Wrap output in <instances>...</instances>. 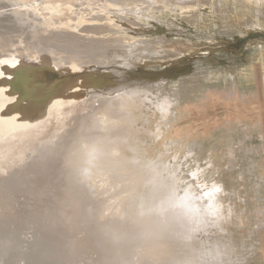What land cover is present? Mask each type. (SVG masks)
Returning <instances> with one entry per match:
<instances>
[{"label":"rangeland","instance_id":"1","mask_svg":"<svg viewBox=\"0 0 264 264\" xmlns=\"http://www.w3.org/2000/svg\"><path fill=\"white\" fill-rule=\"evenodd\" d=\"M37 2L50 4L51 15L37 19L44 15L42 9L31 12L23 18L28 27L14 28L20 39L9 27L8 32L14 35L11 41L15 45L18 40L27 42L24 55L37 56L36 51H45L56 61L58 54L46 44H52L55 50L65 48L64 61H55L60 66L56 71L30 72L24 68L20 91L11 94L9 89L8 99L15 97L21 106L29 87L26 81L34 77L43 83L54 80L57 88L68 86L64 93L67 97L58 96L62 100L49 102L44 111L48 118L31 124L26 121L20 126L22 131L13 129L7 136L9 146L4 151L25 159L14 169L24 171L21 167L25 166L29 172L24 174L26 179L11 182L13 177L7 175L8 182H2L3 174L13 170L7 165L11 163L0 161V170H5L0 173V202L9 201L10 205L8 216L0 207V223L10 228L4 229L6 234L15 236L19 245L30 247L32 253L40 249L47 242L45 235L52 234L55 226H45L42 220H37L40 227L36 226L30 212L42 213L46 205L54 214L43 216L56 218L54 222L63 227L57 241L59 249L52 245L40 252L33 264L40 257L60 259V254L64 264H264V0ZM5 15L0 19H6ZM45 22L55 25L48 32L52 40L44 39L48 28ZM62 24L70 29L61 30L58 26ZM85 29L97 34L96 38L76 37ZM34 31L37 36L30 39ZM13 51L2 49L0 57ZM25 57L35 61L32 56ZM19 58L0 60V68L8 73L21 65ZM124 91L137 95L132 106L115 105ZM66 100L73 103H62ZM67 107L80 114L74 124L69 113L68 119L64 117ZM40 109V115H44ZM130 109L135 112L130 129L136 134L132 135L134 142L119 138L127 144L126 150L121 147V153L101 147L110 163L100 162L103 169L96 166L95 176H89L91 181L85 175L76 178L85 184L86 199L82 193L71 191L74 181L67 177L71 170L66 167L72 165L73 157L81 155L75 165L76 175H89L95 166L87 167L93 144L81 140L75 145V135L83 137L79 131L82 120L88 118L92 126L87 135L97 132L100 141L102 127L112 114L125 116ZM99 117L106 120L98 123ZM111 124L121 126V122ZM31 129H35L33 133ZM38 150L41 152L36 153ZM121 154L126 155L123 161H115ZM37 155L39 161L34 163ZM134 169L138 172L131 175L140 178L132 189L126 185L130 180L115 182L108 177ZM28 183L33 184L29 199L21 196ZM52 185L60 189L58 196L45 194ZM173 186L178 199L187 196L195 205L196 220L177 216L178 220L164 223L161 214L151 212L166 200L167 208H180V203L175 205V191L170 190ZM39 192L45 204L38 201ZM131 196L134 201L127 204ZM155 198L161 200L158 206ZM213 206L218 210L211 213ZM165 224L169 225L166 231L170 230V242L160 232ZM154 233L158 238L154 239ZM33 239L39 242L34 244ZM1 248L4 244L0 242ZM26 250L13 249L11 254L31 264L32 259L28 260L32 254ZM3 259L0 264H7Z\"/></svg>","mask_w":264,"mask_h":264},{"label":"bare ground","instance_id":"2","mask_svg":"<svg viewBox=\"0 0 264 264\" xmlns=\"http://www.w3.org/2000/svg\"><path fill=\"white\" fill-rule=\"evenodd\" d=\"M0 2L3 3L2 5H0V17L3 16L4 14H6L5 16L7 17L6 19H0V55L2 54V49H4V51H10V50L13 51L16 48H17V50L18 49L19 50L22 49L20 52L18 50V52H16V53H15V51L9 52V54L3 56L4 58L3 57H0V60H2V59H4V60L5 59L10 60V58H12V57L15 58V57L19 56L20 57L19 58L20 59L19 61H21V63L22 62L26 63V61L29 58L27 59L25 56H32L31 58H33L36 62H40V63H43L41 61H45V63H51V64H54V65L55 64L58 65L56 63L58 60H59L58 61L59 63H63L64 56H65L64 51H66L65 48H63L62 50L61 49L60 50L59 49L55 50V49H53V48H56L55 46H52V44L50 46L49 43L46 44V45H48L47 48L49 47L52 52H56L58 54V60L57 61L56 60H53L51 57H48L47 54L45 53V51H43V52H37L36 51L35 54L37 56H34V53H29L28 55H24L25 49H23V45L26 44L27 42H25V41L22 42V41H19L18 40V45L13 44V42L11 41V39H12V37L14 35L13 34H10V32H8L10 26L12 28V30H11L12 33L14 31H15V33L17 32L15 30L16 28H19V27H28L23 22L26 19H23V18H25V16H27V15H30L31 12H33V13L36 12L37 13L38 10L42 9L44 15L42 17L40 16V18L38 17L37 19H46L47 16L51 15V11L49 9L50 8V6H49L50 4H48V6H47V3L46 2H43L44 4H41V3L37 2V0H0ZM27 3H29V4H27ZM52 3H54V2H52ZM58 3L59 4H62L61 1H58L57 4ZM4 8H9V9L8 10H5V11H2ZM24 8H26V11H23ZM27 8L31 9L32 11L31 10H27ZM8 16L9 17L10 16H14V17L20 18V19H8L9 18ZM44 24L48 27V28H46L47 29V33L45 34L46 37L44 39H46L47 41L48 40H52V37L53 36L52 37H49L48 32H50V31L52 32V30L54 29V26L55 25L53 26V25H50L49 23L47 24L46 22ZM80 24H82V23H80ZM58 27L61 30H64V29L68 30V29H70V28H66L65 25H63V24L60 25V26H58ZM87 28L89 29V27H87ZM92 29H90V30H92ZM84 31H86V32H84ZM84 31L78 32L79 34L77 33L78 36H76V37H79V38H81V37H88L90 39L96 38L95 35H97V34L90 33L86 29ZM42 32H45V31H42ZM35 35H36V33L34 31L29 38L30 39H35L36 38ZM15 36H16V39H20L21 38L20 36L18 38V34L17 33L15 34ZM68 37H71V36H68ZM53 39L56 40L55 38H53ZM64 41H66V40H64ZM71 42L73 43V41H71ZM39 43L42 45V42L41 41H39ZM38 58H40V59L38 60ZM64 66H66V65H64ZM1 73L2 72H0V77L2 75ZM0 82L2 83V77L0 78ZM0 95L1 96L3 95L1 88H0ZM5 96H7V97H5ZM8 96H10V93L9 94L6 93V95H3L2 98H0V110L1 111L3 110L0 113L1 114L0 115V161H5L7 163H11V164H7V165H10L9 168L11 170H13L11 173L3 174V176H2V182H4V181L5 182H8L7 175H10V176L13 177V180L11 182H15L18 178H20V179H26L27 177L25 178L24 177V174L26 172L28 173L29 171H26L25 166H22L21 167V168L24 169V171L21 170V169H18V168L17 169H14V166H21L23 164V162L25 161V159L24 158H21V157L17 158V155L16 154L8 155L7 154V151H4V148L6 146H9V145L6 144V140H8L7 139L8 138L7 136L12 133L13 129H14V131L16 130L18 132L22 131V127H20V126H22V124H24V122L27 121L29 124H31V123H33V121H36V120L43 121V119H45L47 117V115H45L46 113L44 112V111H46L45 108H43V111H41L42 113L44 112V115H40V112L39 111L42 110L40 108H38L37 110H33V111H31L30 109H28L27 111L21 110L20 108L18 109L17 106L12 105V102H11L12 100L8 99ZM136 96L137 95H134L132 92H129V91L128 92H125L124 91L123 96H121V99L117 103H115V105L132 106L131 104L137 101ZM11 99H13V98H11ZM65 102H67V103H73L72 100H66V101H64L62 103L65 104ZM4 108H5V110H4ZM68 113L71 115V119H73L72 120V123L74 124L75 121L77 119H79L78 117L80 116V114L77 112V110L67 107V108L64 109V114H65L64 117H65V119H68V116H67ZM133 117H135V112L132 109L126 111L125 116L124 115H120V116H117L116 117L115 114H112V117L109 120H107L105 122L104 126L102 127V130H101L102 131V133H101L102 134V137H101V140L100 141H97L98 140V137L95 135L97 132H93L92 134L87 135L88 134L87 132H89V130H90V128L92 126L90 125V122H89L88 118L87 119L84 118L82 120V123H81L82 125H81V128H80L79 131H81L80 134L82 133L83 134V137L80 136L79 134L78 135H75V140H76L75 145H78V143L81 140H83V142L86 145L91 144V143L93 144L92 146L89 147V151H90L89 154L91 155L90 156L91 158L89 160V163L87 164V167H89V166H91L93 164L95 166L92 168V173L89 174V175L88 174H84V173L79 174V175H76L74 173L75 172V165L80 160V159L78 160V157L81 158V155H75L73 157L72 165L66 167V169L71 170V173L68 174L67 177H70V180L74 181L73 184L71 183V185H70V190L71 191H74L75 193L76 192L82 193V195L86 199V195L83 194V193H87L88 192L85 189V184L83 182H79L78 180H76V178L78 176H83V175L88 176V177L91 176V175L92 176L93 175L95 176V174H93V173H94V169H96V166H97V169L98 170L103 169V166L100 164V162L110 163V161L108 159H106L104 157V154L101 152V147L103 149H105L106 151H108V149L111 147L110 148L111 150H109L110 152L118 151V153H121L122 148H123V150H126L127 144L123 140L118 141L119 138L121 139V137H122V139L128 140L131 143L134 142V140H132V137H133L132 135L135 134V131H133V130L131 131L130 130L131 129V124H132L131 119ZM105 120H106L105 118L99 117L98 123L104 122ZM113 122H115L116 124L119 123V122H121V126L112 125L111 123H113ZM32 126H34L35 128L38 127V125H36V126L35 125H31V127ZM34 130L35 129H31L29 132L33 133ZM38 130H39V132H42L41 129H38ZM6 131L7 132L10 131V132H8L5 135ZM137 132H138V130L136 131V133ZM84 134H86V136ZM138 134H140V132ZM15 135L16 134H12L11 137L12 136H15ZM137 138H138V135H137ZM92 139H94V140H92ZM25 149L27 151H29V148L28 147H25ZM38 152H41V150H38L36 153H38ZM45 152H48V151H45ZM30 154L31 155L35 154V151L30 150ZM125 157H126V155H124V154L123 155L121 154L118 157L115 156V158H116L115 161L116 160L117 161H123V159ZM63 158L64 157H62L61 159L58 160L59 161V165H61L63 163ZM16 159H17V161H15ZM38 161H39V155H37V157L35 158L34 163H36ZM26 166L28 168L29 164H26ZM84 168H86V167H84ZM45 169L46 170H49L48 165H45ZM57 170H58V168H57ZM30 171H32V170H30ZM3 172H5V170H3V169L0 170V173H3ZM137 172L138 171H136L134 169V170H132L128 174H114V175H110V176L108 175V177L109 178L112 177L114 180H116L115 182L120 181L122 179L130 180V182L127 183L126 185H128L129 188L132 189L133 186H134V184L136 185V182L138 181V179L140 178V176H136L135 178H133L135 175H131V174H134V173L137 174ZM156 173H157V171H156ZM104 174H107V173H104ZM102 175H103V173H102ZM127 175H129V176H127ZM98 177H99V175H98ZM94 178L95 177H93V179ZM95 179H97V178H95ZM89 180L91 181L90 177H89ZM92 181H94V180H92ZM60 182H62V176L60 177L58 184H61ZM97 182L95 181L94 183H97ZM148 183H150V182H148ZM152 184H154V181L152 182ZM156 184H159L160 185L159 182H157ZM171 184H173V183H171ZM89 185H91L90 187L94 186V185H92L90 183L88 184V186ZM148 185H150V184H148ZM31 186H33V184H31ZM31 186L28 183L27 187L23 191H21L22 192L21 196H27V199H29L30 198L29 197V193L30 192H28V191L30 190ZM53 186L54 185L48 187L49 189H45V190H47V193H45L46 195L58 196V193H60V191H57V190H60V189L55 190ZM9 187L7 189H5V191H9ZM100 187L102 188V186H100ZM161 187H164L165 188V186H161ZM53 189L55 191H53ZM170 190L175 191V193H174L175 194V199H177V201L175 202V205H177V204L180 203V208H176L175 210H171L170 208H167L166 205H167L168 201L166 200L165 201V204L161 208H157L156 207V209L151 210V212H153V214L156 213V212L159 213V214H161L163 216L162 217V220H164V223L173 222V221L178 220V218H176L177 216L178 217H181V218H183L184 216H186L187 218H190V219L191 218H194L195 219V210H196V209H194L195 208L194 207L195 205L192 206L190 204V202H188V199L189 198L187 196H184L183 198L178 199V197L176 196V190H175V187L174 186H173V189H170ZM170 190L168 192H170ZM155 191H157V190H155ZM166 192H167V187H166ZM151 194H152V192H151ZM42 200L44 201V204H45L46 199L41 194V192H39V194H38V201L40 202ZM155 200H156V204L155 205L158 206L161 203V200H159L158 198L157 199L155 198ZM133 201H134V197L131 196L129 199L126 200V203L127 204H132ZM144 202H145V200H144ZM8 203H9V201H1L0 202L1 209L4 208L7 211L6 216H8V214H9L8 207L10 205ZM28 203L29 202H26V205H25L26 208H28L27 207ZM152 204H153V202H152ZM148 205H151V204L148 203ZM152 206H154V205H152ZM37 207H38V210H40L39 205H37ZM153 208L154 207H152V209ZM151 212H149V213H151ZM196 212H198V209H197ZM197 214H199V213H197ZM8 218H10V217H8ZM8 218H6V221L8 220ZM84 218H86V216ZM55 219L56 218H54L53 220L45 221L44 225L45 226H50V227L55 226V222H54ZM198 220H200V219L198 218ZM196 222H198V221H196ZM87 225H91V224L90 223H87ZM168 226H169L168 224H165V225L160 226V230H161L160 232L163 231V234L164 235H167V237H165V239H167L170 242V238H171L170 230H167L166 231V228H168ZM90 227H91L92 231L95 228L93 225L90 226ZM154 234H155L154 235V239L158 238V236H157L158 233H154ZM163 238H164V236H163ZM163 238H162V241H163V243H165L166 241H164ZM4 249L5 248H1L0 250H3V251H0V252H4ZM37 255L40 256V252H38ZM33 259L31 261L32 262L31 264H33ZM37 259H39V258H37Z\"/></svg>","mask_w":264,"mask_h":264},{"label":"water","instance_id":"3","mask_svg":"<svg viewBox=\"0 0 264 264\" xmlns=\"http://www.w3.org/2000/svg\"><path fill=\"white\" fill-rule=\"evenodd\" d=\"M27 61L29 62L30 60H27ZM27 61H26V63L22 62L21 65H19V64L15 65L16 67L12 68L11 71L8 70V73L5 69L0 68V72H1V70L6 71V72H3L4 74L2 73V75H3V76H1L2 77V83L0 82L1 83L0 88L2 89L3 95H6V93H8L9 89H11V91H10L11 94H15L14 91H20L18 89L20 86L19 84L21 82L25 81V77L23 75L24 72L22 71L24 68L30 69V72L31 71H33V72H37V71L38 72H40V71L48 72V71H56L60 67V66H57L56 64L54 65L51 63H45V61H41L43 63L36 62V61H31V62L27 63ZM20 70H21V72H19ZM10 78H12V79L14 78V80H11ZM29 79H30L29 83H28V81H26V83L29 86L28 87L29 89L27 88L26 95L24 94L25 92L23 93L25 95L24 98H22L24 103H22L21 106L18 103L16 104L17 101L15 100V97H13V99L11 101L12 105H15L17 107L20 106V108H23V106H26L32 110H37L38 108H46L49 105V102H52L54 104L55 100L60 101V99H61L60 97H62V99H65L67 97L66 95H64V93H66L65 87L68 88V86H65L62 84V85H60L59 88H57L56 87L57 85L55 84L56 81H54V80L50 83H47L48 81L43 83V80H41L39 77H34V78H29ZM45 89L47 91H45ZM19 94H22V91H21V93L19 92ZM42 94H43L44 98L42 97V99L39 100V98H40L39 96H41ZM30 95H31V98L29 97ZM2 96L0 95V98H2ZM58 96H60V97H58ZM72 96H74V95H71V97ZM5 97H7V96H5ZM75 98H77V97H75ZM4 110H5V108H4ZM2 111L0 110V113ZM47 205L50 206L49 204H47ZM32 208H34V207H32ZM22 211H23V209L20 212H22ZM29 211H30V208H29ZM29 211L25 210V212H29ZM43 211L44 212H42V213H40L39 211H36V210L34 213L30 212V216L32 215L33 219L36 221V226L40 227V225H38V223H37V220H42L43 223H45L44 221H49L45 216H43V214L44 215L49 214V212L52 215L54 214L53 209L47 207L46 205L44 206ZM57 227L59 229H55ZM0 228L2 229L0 231V242L4 244V248H5L4 249L5 254H4V252L1 253L0 258H4L3 260L7 264H27L22 260L21 261L17 260V257L14 256L15 254L14 255L11 254L12 253L11 251L13 249L20 250L21 247L27 248V250L25 252L32 254V256H31L32 258H30L28 261L35 258L37 256L38 252H43L44 250L46 251L47 249L51 248L52 245L55 246L57 249H59L58 242H60L59 241L60 233L63 229V227L60 225L59 222L55 223V228L52 231V234L48 235V233H47V235H45V237H46L45 240L47 242L44 243L43 245L40 244V245H42L40 247V249H38L32 253V251H31L32 249L30 247H27L26 245L25 246L19 245V241L16 240L17 238L15 236H11L10 234H6V231L4 229L8 230V229H10L9 227H3L2 223H0ZM42 230H44V229H42ZM34 238L38 239L37 236H35ZM36 242H39V240L35 241L33 239V243L35 244ZM62 243H63V241H62ZM0 251H3V250H0ZM60 252H61V250H60ZM34 260H35L34 262H37L36 259H34ZM63 262L64 261L61 257V254H60V259L54 258L52 260V258L50 259L49 257H44V258L40 257L38 264H64L65 262L64 263ZM29 264H30V262H29Z\"/></svg>","mask_w":264,"mask_h":264},{"label":"clouds","instance_id":"4","mask_svg":"<svg viewBox=\"0 0 264 264\" xmlns=\"http://www.w3.org/2000/svg\"><path fill=\"white\" fill-rule=\"evenodd\" d=\"M219 188H220V190H221V192H223V186L222 185H220V186H218ZM218 210V206H213L212 208H210V212L211 213H214L215 211H217Z\"/></svg>","mask_w":264,"mask_h":264}]
</instances>
